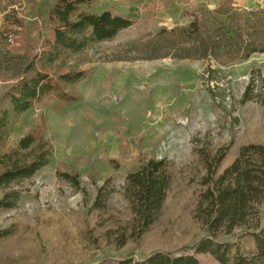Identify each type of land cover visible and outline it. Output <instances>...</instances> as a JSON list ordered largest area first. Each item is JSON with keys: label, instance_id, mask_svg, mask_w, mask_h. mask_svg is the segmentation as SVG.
I'll list each match as a JSON object with an SVG mask.
<instances>
[{"label": "rangeland", "instance_id": "obj_1", "mask_svg": "<svg viewBox=\"0 0 264 264\" xmlns=\"http://www.w3.org/2000/svg\"><path fill=\"white\" fill-rule=\"evenodd\" d=\"M57 1L0 0V97L40 52ZM104 11L134 24L68 59L87 72L77 86L79 100L42 99L5 144V151L14 149L39 132L53 153L31 179L11 186L20 198L14 208L0 210V264H117L155 251L194 255L199 264H227L237 252L250 258L251 235L237 229L213 244L195 214L206 190L204 158L212 162L228 147L216 178L243 147L264 145V106L258 97L240 103L250 78L264 77V0H90L80 7ZM192 14L218 47V58L207 59L214 68L213 97L205 86L208 61L180 59L179 50L156 36L163 27H187ZM253 49L261 52L244 59ZM151 56L161 58L147 60ZM163 158L172 165V182L161 216L116 250V236L131 219L122 196L125 177ZM63 173L76 175L80 187ZM106 182L105 208L90 209ZM260 211L264 219V202Z\"/></svg>", "mask_w": 264, "mask_h": 264}, {"label": "trees", "instance_id": "obj_2", "mask_svg": "<svg viewBox=\"0 0 264 264\" xmlns=\"http://www.w3.org/2000/svg\"><path fill=\"white\" fill-rule=\"evenodd\" d=\"M90 0H58L48 13L51 31L41 41L40 52L34 54L23 67L17 81L0 97V210L16 206L20 192L11 189L13 184L31 179L48 165L53 149L39 132H30L18 141L16 148L5 151V144L20 122L21 116L42 99L52 96L71 105L79 100L77 86L87 77V72L68 65V59L82 54L87 48L110 41L117 34L130 28L129 18L113 15L110 11L100 14L80 12ZM187 27L161 28L157 38L169 41L182 54L180 59L218 58V47L205 32L202 20L192 14ZM154 42L153 45H155ZM261 52L258 49L248 51ZM160 56H151L155 60ZM208 61V60H207ZM206 89L213 97L210 80L213 65H206ZM256 91V94H254ZM254 97L264 106V77H251L241 97L244 104ZM228 147L217 152L212 162L204 158L207 175L203 184L206 190L198 200L195 218L201 224L211 243H217L220 234L230 235L239 229L253 237L255 252L250 258L237 252L227 257V264H264V219L260 209L264 202V145L243 147L238 157L219 176L216 170L226 155ZM74 188L80 183L76 175L60 174ZM172 182V165L163 159H149L124 180L122 196L127 203L130 221L115 240L116 250L125 246L128 239L138 240L162 214L168 189ZM108 183L96 189L90 209L102 210L111 191ZM9 189V190H8ZM8 190V191H4ZM254 224L249 226V222ZM117 264H199L194 255H176L155 251L139 262L130 256L121 257Z\"/></svg>", "mask_w": 264, "mask_h": 264}]
</instances>
